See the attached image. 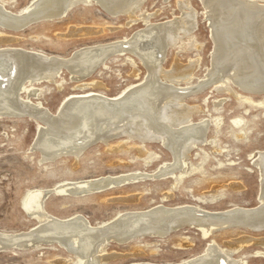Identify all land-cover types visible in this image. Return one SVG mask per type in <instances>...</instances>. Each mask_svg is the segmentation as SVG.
<instances>
[{"label":"bare ground","instance_id":"1","mask_svg":"<svg viewBox=\"0 0 264 264\" xmlns=\"http://www.w3.org/2000/svg\"><path fill=\"white\" fill-rule=\"evenodd\" d=\"M144 1L34 0L9 20L3 19L5 14L2 8L6 0H1L0 30L8 32L18 33L41 21L62 19L72 8L90 2L102 7L113 17L125 16L130 21L127 25L140 19L143 29L130 38L125 37L116 43L98 46L78 56L74 55L73 59L55 58L42 53L11 48L7 45L16 42L17 39L0 33V45H6L0 46V113L7 108L20 111L23 107L30 112L29 116H32V120L40 124L37 130L38 148L36 149H39V156L44 160L54 159L57 154L52 149L63 145L65 147L62 149L70 150L76 161L83 152L84 143L92 140L93 136L104 140L105 146L122 137L137 140L140 144L137 152L145 164L159 158L158 155L148 151L145 146L147 142H155L166 147L171 154V161L162 163L157 173H141L135 180L170 179L173 184H170L169 191L165 193L169 198L173 196L184 178L196 173L205 174L201 166H193L188 161L193 156L192 151L197 152L212 141L206 137L209 123L201 121L195 124L192 120L193 115L202 113L203 109L185 103V94L189 91L198 59H189L185 65L175 59L170 71H165L162 63L165 57L164 50L180 45L185 39L188 40L187 49L193 48L192 34L196 29L195 11L187 0H180L177 2L179 15L171 20L152 22L153 14L141 11ZM200 2L205 11V19L209 23L213 42L211 66L205 76L210 84L209 87L214 86L216 92L230 94L240 103L250 107H264V101L255 102L251 97L237 95L230 85L236 83L241 91L248 94H264V4H261L264 0H200ZM31 18L36 21L31 22ZM107 29L113 30L114 27L107 26ZM103 30L96 26H70L66 34L77 37L95 35ZM115 56L126 57L131 66V75L138 78L139 69L133 59L128 58L136 57L146 67L144 81L137 86H131L117 98H107L103 93L72 97L58 109V119L47 114L45 107L39 101L40 93L35 85L56 84L62 71L81 76L91 70L95 73L106 64L108 59ZM87 81V84L76 87L79 90L104 87L97 80ZM181 83L184 88L181 87ZM22 93H25L23 98L20 97ZM222 101L215 103V107H219ZM212 119L209 122L215 129H219L221 118ZM238 123L240 122H234L235 125ZM43 127L47 130H43ZM242 135L245 133L241 128L240 135H236V138ZM117 144L115 151L127 146L126 142ZM200 152L204 160L210 157L209 153L203 150ZM213 152L221 154L222 150L214 145ZM251 159L259 180V205L252 209L231 207L223 213H211L197 205L185 204L174 208L157 205L149 208L148 211L120 214L111 223L104 221L91 224L79 215L65 220L55 219L44 207L42 208V201L49 191L60 195L78 194L86 190L87 182L76 184L70 181L56 184L51 190L29 191L23 199L22 206L28 217L34 219L36 224H45L44 229L40 227L38 231L36 230V234L44 243L58 245L64 250L69 257L62 260H66L67 263L74 261L76 264H107L119 257L114 252H108L110 239L124 244L135 242L133 253L141 254L145 249L152 247L146 243L142 244L140 242L142 239L153 235L163 239L167 234H175L179 228H195L203 239L209 238L213 231L219 228H222L221 231L246 228L253 233H259L264 231V150L256 152ZM209 181L211 184L214 183L212 180ZM231 186L238 185L232 183ZM90 188L94 189L97 186ZM213 189L214 186H211L210 191H214ZM213 194H211L212 201L219 195ZM139 195L137 193L124 200L133 201ZM161 198L163 202L165 198L163 196ZM0 236L7 237L3 232ZM188 242L187 238H183L178 246L188 247ZM208 243L202 254L188 261H181L179 264H244L241 259H235L233 253H236L243 244L255 243L264 247V237L242 235L229 242L227 248H222L214 240ZM37 247L34 244L31 246V248ZM150 251L154 253L157 250ZM56 263L62 264L60 261Z\"/></svg>","mask_w":264,"mask_h":264},{"label":"rangeland","instance_id":"2","mask_svg":"<svg viewBox=\"0 0 264 264\" xmlns=\"http://www.w3.org/2000/svg\"><path fill=\"white\" fill-rule=\"evenodd\" d=\"M33 1L6 0L2 8L5 14L3 19H12L14 14L20 13ZM178 1L180 0H145L141 11L153 14L152 22L171 20L179 15ZM187 2L196 15V29L192 34L193 48L187 49L188 40L185 39L180 45L164 50L165 57L162 63L164 70L170 71L175 59L183 65L189 59H198L189 91L185 94V103L203 109L202 113L194 114L192 120L195 124L201 121L209 123L206 137L212 142L201 147L197 152L192 151L194 157H190L188 163L201 166L205 174L196 173L184 178L173 196L167 198L165 193L173 184L170 179L145 178L137 181L135 178L141 173H157L162 163L171 161L170 152L158 143L147 142L145 146L148 151L158 155L159 158L145 164L137 152L139 142L128 137L115 139L109 143V146H105L104 140L93 136L92 140L84 143L83 154L81 153L76 161L70 150H64L62 148L65 146L58 145L52 149L57 154L56 157L44 160L39 156V149H36L38 148L37 130L40 124L32 120V116H29L30 112L24 107L20 111L8 108L2 110L0 113V233L3 232L7 237L0 236V264H59L56 263L58 261L62 264H76L74 261L67 263L66 260H62L69 255L58 245L44 243L39 238L36 233L40 227L44 229L45 224H36L34 219L28 217L22 206L23 199L29 191L51 190L54 185L66 181L88 184L86 190L78 194L56 195L54 191H49L42 201V208L44 207L55 219L65 220L79 215L91 224L104 221L111 223L120 214L148 211L149 208L157 205L167 208L185 204L197 205L211 213H223L231 207L252 209L259 205L258 172L253 167L251 156L264 150V107H250L240 103L230 94L216 92L214 86L209 87L210 84L205 79L211 66L213 50L209 23L205 19V11L200 0H187ZM107 13L102 7L90 2L72 8L62 19H47L49 21L35 23L18 33L5 30H0V33L17 39L16 42L7 45L11 48L42 53L55 58L73 59L74 55L78 56L92 48L116 43L125 37L130 38L143 29L140 19L130 26L127 25L130 21L125 16L113 17ZM34 18H31V22L36 21ZM70 26H96L104 30L95 35L72 37L66 34ZM107 26H113L115 30H108ZM128 58L133 59L137 65L138 78L131 75V66L126 57L115 56L108 59L106 64L95 73L91 70L81 76L62 71L56 84L35 85L40 93L39 101L45 107L47 114H50L49 116L58 119V109L72 97H86L100 93L105 94L107 98L122 96L131 86L141 84L146 77L145 65H142L136 57ZM87 80H97L104 87L84 90L76 87L87 84ZM230 85L237 95L251 97L255 102L264 101V94H248L241 91L236 83ZM181 87L184 88L182 83ZM24 95L25 93H22L20 97L23 98ZM218 101L222 103L216 108L215 103ZM218 117L222 122L219 129H215L209 121ZM234 120L240 123L235 125ZM241 128L244 129L245 135L237 139L236 135H240ZM43 130L47 128L43 127ZM118 142H126L127 146L115 151ZM214 145L222 150L221 154L213 152ZM201 150L209 153L210 157L204 160ZM125 179L130 181H123ZM209 180L214 183L211 184ZM232 183L238 186H231ZM95 185L97 188H90ZM211 186H214V191H210ZM91 193L94 195H89ZM137 193L140 195L136 200H124ZM211 194L219 195L212 201ZM162 196L165 198L163 202ZM221 230L222 228L216 229L207 239H203L195 228H179L175 234H167L163 239L153 235L140 241L149 247L152 246L141 254L133 253L135 242L124 244L110 239L108 252H114L119 257L107 264L137 262L179 264L181 261H188L202 254L210 240H214L222 248H227L229 242L242 235L264 237V231L253 233L246 228ZM183 238L189 240L190 247L178 246ZM33 244L38 247L31 248ZM153 249L157 251L151 253L150 250ZM233 257L241 259L244 264H264V247L255 243L243 244L236 253H233Z\"/></svg>","mask_w":264,"mask_h":264}]
</instances>
